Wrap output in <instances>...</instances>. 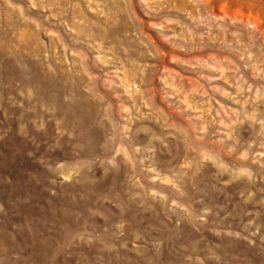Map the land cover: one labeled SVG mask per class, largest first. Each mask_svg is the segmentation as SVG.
Segmentation results:
<instances>
[{"label":"rangeland","instance_id":"374dc122","mask_svg":"<svg viewBox=\"0 0 264 264\" xmlns=\"http://www.w3.org/2000/svg\"><path fill=\"white\" fill-rule=\"evenodd\" d=\"M0 264H264V0H0Z\"/></svg>","mask_w":264,"mask_h":264}]
</instances>
